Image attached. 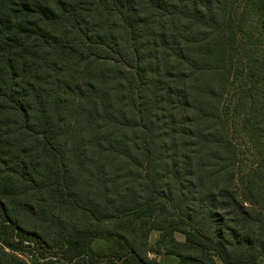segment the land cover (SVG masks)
I'll use <instances>...</instances> for the list:
<instances>
[{
  "label": "trees",
  "instance_id": "trees-1",
  "mask_svg": "<svg viewBox=\"0 0 264 264\" xmlns=\"http://www.w3.org/2000/svg\"><path fill=\"white\" fill-rule=\"evenodd\" d=\"M261 256L264 0H0V264Z\"/></svg>",
  "mask_w": 264,
  "mask_h": 264
},
{
  "label": "rangeland",
  "instance_id": "rangeland-1",
  "mask_svg": "<svg viewBox=\"0 0 264 264\" xmlns=\"http://www.w3.org/2000/svg\"><path fill=\"white\" fill-rule=\"evenodd\" d=\"M233 91V90H232ZM227 100H229L230 98H231V100L233 99V94H232V92H230L228 95H227ZM227 100H226V102H227ZM225 102V103H226ZM232 113V111L231 110H228V113H227V115L228 116H230V115H232L231 114ZM234 116V115H233ZM234 119H236V118H234ZM236 128V127H235ZM236 135V133L234 132V134H233V136H235ZM241 141H242V138H240L239 140H237V142L238 143H241ZM243 141H242V169H245V168H247L248 167V165L250 164V162H251V160H252V157H251V155H250V153L247 151V147L245 146V144H244V146H243ZM157 237V233L155 232V231H153L151 234H150V241H153L155 238ZM176 238L178 239V240H182L183 239V237L181 236V235H176ZM93 247L94 248H101V247H104V243L103 242H100V241H96V242H94L93 243ZM27 263H29V261L27 260V258H23ZM161 262H165V263H169V262H171L172 260H173V258L172 257H168V256H160L159 258H158ZM259 262L260 263H264V256H261L259 259Z\"/></svg>",
  "mask_w": 264,
  "mask_h": 264
}]
</instances>
